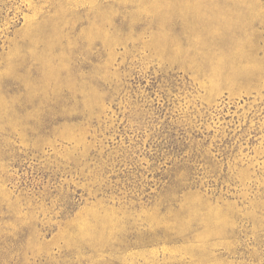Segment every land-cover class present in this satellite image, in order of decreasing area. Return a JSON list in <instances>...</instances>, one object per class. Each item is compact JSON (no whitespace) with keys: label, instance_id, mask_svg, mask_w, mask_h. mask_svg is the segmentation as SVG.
<instances>
[{"label":"rangeland","instance_id":"374dc122","mask_svg":"<svg viewBox=\"0 0 264 264\" xmlns=\"http://www.w3.org/2000/svg\"><path fill=\"white\" fill-rule=\"evenodd\" d=\"M0 264H264V0H0Z\"/></svg>","mask_w":264,"mask_h":264}]
</instances>
